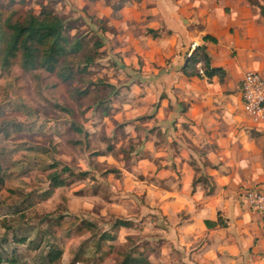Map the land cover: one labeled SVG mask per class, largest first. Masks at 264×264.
Listing matches in <instances>:
<instances>
[{"label": "crops", "instance_id": "obj_1", "mask_svg": "<svg viewBox=\"0 0 264 264\" xmlns=\"http://www.w3.org/2000/svg\"><path fill=\"white\" fill-rule=\"evenodd\" d=\"M58 4L105 22L101 47L119 60L108 73L127 80L123 92L138 91L113 117L126 135L114 150L121 155L127 145L125 153L136 158L118 168L136 200L130 212L153 227L142 232L156 245L157 261L264 264V212L244 198L246 189L264 191V119L244 111L240 91L245 72H264V0ZM198 45L206 47L211 66L222 68V78L184 74Z\"/></svg>", "mask_w": 264, "mask_h": 264}, {"label": "rangeland", "instance_id": "obj_2", "mask_svg": "<svg viewBox=\"0 0 264 264\" xmlns=\"http://www.w3.org/2000/svg\"><path fill=\"white\" fill-rule=\"evenodd\" d=\"M59 1L0 0L3 18L15 11L13 20L28 11L37 13L41 4H46L65 18L70 37L83 42V50L69 58L77 61L83 54L95 56L82 72L75 68L74 78L67 81L44 69L25 70L20 53L11 59L8 69H0V239L7 238L6 225L30 240L41 236L37 247V241L15 246L9 240L3 246V258L11 259L16 248V264H47L45 255L55 247L62 254L51 264H122L124 255L136 249L144 251L151 262L161 264L156 245L142 232L153 231V227L139 221L137 212H130L136 210V200L124 188L118 168L130 167L136 158L125 153L129 147L126 140L121 155L114 150L118 137L126 135L120 131L125 124H118L113 117L125 104L122 101L137 100L138 91L127 86L123 92L121 83L127 80L109 75L110 70H118L119 60L105 47L96 50L94 43L106 37L105 22H94L88 12L85 16L76 11L66 13ZM111 79L118 81L110 84ZM136 109L129 106L126 110ZM140 119L136 114L135 120ZM65 165L87 175L70 176L66 185L46 196L48 173ZM118 216L137 220L130 219L131 227L114 229ZM82 220L94 227L87 230L80 225ZM104 231L115 238L99 240Z\"/></svg>", "mask_w": 264, "mask_h": 264}, {"label": "trees", "instance_id": "obj_3", "mask_svg": "<svg viewBox=\"0 0 264 264\" xmlns=\"http://www.w3.org/2000/svg\"><path fill=\"white\" fill-rule=\"evenodd\" d=\"M16 1L24 3L26 0ZM15 14L16 12L12 11L3 18L0 12V69H8L11 59L20 53L21 65L25 70L36 68L44 69L49 73H56L61 80L67 81L74 78L75 68H77L79 72H82L88 64L94 61L95 56L90 54H83L81 60L78 59L77 61L69 58L79 54L83 50V42L76 36L70 37L67 32L70 26L65 18L54 13L52 8L47 7L46 4H41L40 10L37 13L28 11L20 18L17 17L13 20ZM94 44H96L97 51L98 48L102 46L101 41ZM198 64L203 70L202 75L208 78L214 75H218L222 78L224 74L222 68L211 66L210 58L204 45L196 46L192 53L188 55L183 66L184 74L187 76L199 75ZM77 130L79 129L77 128ZM72 175L85 176L87 172L78 171V173H76L65 165L59 170L56 169L48 173L49 188L45 191L46 196L50 195L56 188L66 185L69 182L68 178ZM132 224L130 220L116 217V220L113 222V228H128L131 227ZM80 225L87 230L94 227L92 222L85 220H82ZM5 227L8 234H6L7 238L3 237L0 239V264H3L5 260L8 261L9 264H16L18 261L17 255L15 256L16 248L14 252L12 251L13 256L11 259L8 257V259H5L3 258V254L5 253L3 246L9 243V240L17 246L21 242H29L30 239L14 233L15 231H13L9 225ZM10 236L12 237L9 238ZM114 238V234H110L106 231L102 232L99 236V240L106 241L113 240ZM35 241H37L35 246L37 247L41 241V236H39L38 239L36 238ZM61 254V249L55 247L50 248L45 255L47 264L54 263ZM122 264L156 263L151 262L144 251L132 249L124 255Z\"/></svg>", "mask_w": 264, "mask_h": 264}, {"label": "built area", "instance_id": "obj_4", "mask_svg": "<svg viewBox=\"0 0 264 264\" xmlns=\"http://www.w3.org/2000/svg\"><path fill=\"white\" fill-rule=\"evenodd\" d=\"M198 72L203 74L199 64ZM240 91L244 111L255 121L264 119V72H245L240 82ZM244 198L250 207L264 212V191L258 188L246 189Z\"/></svg>", "mask_w": 264, "mask_h": 264}]
</instances>
